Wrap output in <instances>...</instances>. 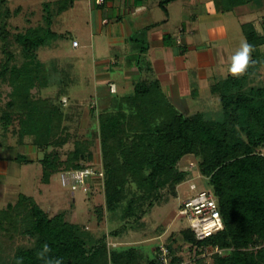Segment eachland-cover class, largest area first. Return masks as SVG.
<instances>
[{
	"label": "trees",
	"instance_id": "trees-1",
	"mask_svg": "<svg viewBox=\"0 0 264 264\" xmlns=\"http://www.w3.org/2000/svg\"><path fill=\"white\" fill-rule=\"evenodd\" d=\"M175 1L178 0H161L160 6L167 11ZM254 1L257 0H217L216 5L224 13ZM47 7L43 25L31 26L14 36L13 44L22 51V64L9 49V33L4 30L0 35L7 47V61L0 77L8 79L12 89L7 109L0 115V126L6 134L14 122V113H19V137L34 136V144L43 150L67 142L66 137H59L67 132L63 104L35 100L32 94L37 86L44 88L49 83L47 66L39 58L40 49L48 45L47 38L53 34L52 6ZM262 29L260 34L252 23L243 25L253 52L247 70L212 87L220 100V115L183 114L162 93L157 95L150 91L155 88H147L121 100L114 113L99 116L108 212H116L123 201L127 177L135 178L139 191L153 206L161 189L171 185L175 190L185 180V172L177 165L184 157L194 156L206 190L218 202L225 228L198 243L187 227L184 238L197 258L201 251L195 254V247L215 251L212 264H264V83L259 82L256 53L264 46V19ZM82 153L75 148L67 161L60 160L58 154H46L39 162L44 183L48 184L54 174L94 167L80 163ZM18 161L34 163L25 156ZM140 199L128 203L125 218L135 215ZM99 217L103 219L101 212ZM0 233L10 235V243L16 237L34 243L31 248L18 246L10 255L12 249L0 238V264H110L111 260L114 264H140L134 251L111 253L105 237L95 239L81 224L69 221L65 211L50 216L34 198L23 194L16 205L0 209ZM167 247L173 254L170 264H181L172 248ZM200 260L201 256L195 261Z\"/></svg>",
	"mask_w": 264,
	"mask_h": 264
},
{
	"label": "rangeland",
	"instance_id": "rangeland-1",
	"mask_svg": "<svg viewBox=\"0 0 264 264\" xmlns=\"http://www.w3.org/2000/svg\"><path fill=\"white\" fill-rule=\"evenodd\" d=\"M176 10H181L180 5L176 6ZM41 11L40 0H0V35L2 36L4 30L9 33L8 38L11 44L9 49L15 55L19 65L24 60L21 48L17 44H13L14 36L31 26L43 25ZM237 13L242 16L245 13L248 14L244 16L245 21L254 22L257 25V19L264 13V0H258L249 6L242 7L237 10ZM5 43L0 39V71L7 61ZM47 44L40 49L39 58L47 66L49 83L44 88L37 86L32 90V94L35 100H46L55 105L63 104V126L67 132L62 131L63 133L59 137H66L67 142L59 147L51 146L43 150L34 144V136L21 139L19 137V113H14V122L6 134L0 126V209H6L9 204L16 205L21 194L27 195L34 198L50 216L65 211L69 221L81 224L86 232H89L95 239L105 237L111 253L134 251L140 264H152L151 262L157 259L159 247L162 245L171 247L175 256L184 264H212V257L215 254L212 249L197 254L198 258L193 252H190V243L184 238L188 222L179 214L180 206L184 200L195 194L196 191L207 189L194 156L184 157L177 165L178 170L185 172V180L177 185L175 190L171 185L161 189L157 197L153 199V206H150L151 200L145 199L144 192L139 191L133 177L125 178L124 188H121L123 201L118 206V210L113 213L108 212L110 210L107 208L105 177L103 181H93L89 193L78 190L74 195L72 191L62 186L61 173L54 174L48 184L44 183L42 166L39 162L46 154H58L60 160L67 161L70 154L78 147L79 151H83L81 164H92L96 170L100 171L103 170L104 161V147L99 133L101 107H95V104L93 107L90 104L75 106L71 105L68 99L81 102L80 96L83 94L80 93V87L81 89L89 88L85 70L84 68L80 70L84 73L83 77L76 78L79 84L77 82L71 84L64 76V71L66 75L73 77L80 65L79 60L73 58L71 53L64 54V52L60 53L59 50L54 49L51 37L47 38ZM258 54L262 64L261 70L264 72V53L258 51ZM87 66L85 65V67ZM229 67L230 65L223 70L218 66L219 78L233 75L230 73ZM6 80L3 81L0 77V115L7 109L12 90ZM259 82L264 83V74ZM146 86L142 85L139 90H148ZM150 91L160 95L157 90ZM196 94L197 90L194 95ZM203 95L207 99L203 100L202 97L199 100L201 101L200 105L202 104L199 111L218 112L220 115L219 98L208 90H205ZM66 98L68 101L67 104H64L63 100ZM121 103V100L117 99L113 109H107V111H103V114L114 113ZM20 156H25L34 163L25 164L18 161ZM134 199H140L139 204L137 203L136 213L134 216L125 218L123 212L127 209L128 203ZM97 210L103 214L102 220H100ZM9 236L0 233L1 240L3 239L7 244L8 249H12L10 255L15 252L18 246L27 248L34 246L33 241L18 237L13 243H10ZM204 254L205 258L202 256ZM200 256L201 260L196 262L195 260ZM110 264H114L113 260Z\"/></svg>",
	"mask_w": 264,
	"mask_h": 264
},
{
	"label": "crops",
	"instance_id": "crops-1",
	"mask_svg": "<svg viewBox=\"0 0 264 264\" xmlns=\"http://www.w3.org/2000/svg\"><path fill=\"white\" fill-rule=\"evenodd\" d=\"M216 1L178 0L164 11L161 0H105L103 5L95 0H40L42 19L44 9L52 6V47L80 62L73 77L65 71L64 76L79 84L76 78L84 76L80 72L84 68L89 82V88L80 87L81 102L68 98L70 104H95L102 115L113 109L117 99L133 97L147 85L183 114L208 113L199 111V100L207 99L205 90L213 94V85L231 76L219 78L218 66L225 70L247 41L243 25L252 23L263 33L264 13L257 25L245 21L248 14L237 13L251 3L223 13ZM177 5L181 10H176ZM62 7L65 11L55 13ZM73 41L80 46L73 48ZM258 51L264 53V46L256 50L259 59ZM252 56L253 52L250 60ZM259 63L261 81L260 59Z\"/></svg>",
	"mask_w": 264,
	"mask_h": 264
},
{
	"label": "built area",
	"instance_id": "built-area-1",
	"mask_svg": "<svg viewBox=\"0 0 264 264\" xmlns=\"http://www.w3.org/2000/svg\"><path fill=\"white\" fill-rule=\"evenodd\" d=\"M95 2L97 5H103L105 0H95ZM72 46L78 48L80 44L78 41H73ZM63 103L67 104V100L64 99ZM60 175L62 186L72 191L73 195L78 190L89 193L92 189L91 183L95 180L103 181L105 177L103 170L99 171L94 167L64 171ZM179 214L187 220L188 227L198 243L205 242L225 228L218 202L208 190L196 191L195 194L184 200L180 206ZM198 250L208 252L209 248L195 247L194 253L196 254ZM202 256L205 257V254ZM172 258L173 254L166 245L159 247L158 264H170ZM181 264H184V262Z\"/></svg>",
	"mask_w": 264,
	"mask_h": 264
},
{
	"label": "clouds",
	"instance_id": "clouds-1",
	"mask_svg": "<svg viewBox=\"0 0 264 264\" xmlns=\"http://www.w3.org/2000/svg\"><path fill=\"white\" fill-rule=\"evenodd\" d=\"M251 52L252 45L247 41H243L240 49L231 58L230 73L233 75L243 74L247 70Z\"/></svg>",
	"mask_w": 264,
	"mask_h": 264
}]
</instances>
